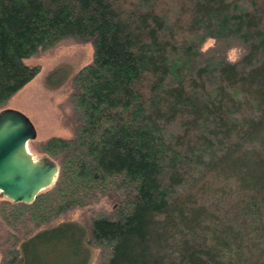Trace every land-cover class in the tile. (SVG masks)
I'll return each instance as SVG.
<instances>
[{
	"label": "trees",
	"instance_id": "obj_1",
	"mask_svg": "<svg viewBox=\"0 0 264 264\" xmlns=\"http://www.w3.org/2000/svg\"><path fill=\"white\" fill-rule=\"evenodd\" d=\"M62 40L93 48L73 135L37 145L51 187L0 201V264H88L91 247L100 264H264V157L245 147L264 130V0H0V110ZM102 202L88 228L53 224Z\"/></svg>",
	"mask_w": 264,
	"mask_h": 264
},
{
	"label": "rangeland",
	"instance_id": "obj_2",
	"mask_svg": "<svg viewBox=\"0 0 264 264\" xmlns=\"http://www.w3.org/2000/svg\"><path fill=\"white\" fill-rule=\"evenodd\" d=\"M244 7V0H237ZM209 40L205 46L211 45ZM238 49H231L228 53L229 59L237 58ZM93 58V48L90 43H77L72 40H62L53 47L40 50L37 55L24 59L28 66H39L38 74L17 91L5 104L3 109H14L26 115L36 128L37 135L34 140L29 141V149L36 158L46 155L37 150L39 142L50 137L70 138L73 135L72 104L69 96L71 93L72 76L83 66L90 63ZM247 143L245 147L256 150L264 157V130ZM212 182L213 187H223L228 191L230 186L221 184V177ZM221 184V185H220ZM215 188V189H216ZM217 189L206 201L220 203L222 197ZM5 197L0 194V201ZM234 200V199H233ZM109 207L106 202L98 203L92 207L77 208L67 212L56 219L53 224L62 222L79 223L85 228L90 225V217L97 216L101 208ZM52 224V225H53ZM1 235V234H0ZM88 264H100V250L96 247L89 249ZM60 264H77L76 254L66 253L59 257Z\"/></svg>",
	"mask_w": 264,
	"mask_h": 264
},
{
	"label": "water",
	"instance_id": "obj_3",
	"mask_svg": "<svg viewBox=\"0 0 264 264\" xmlns=\"http://www.w3.org/2000/svg\"><path fill=\"white\" fill-rule=\"evenodd\" d=\"M36 135L35 126L22 112L0 110V194L13 202L31 203L58 176L56 161L36 158L30 151L29 141Z\"/></svg>",
	"mask_w": 264,
	"mask_h": 264
}]
</instances>
